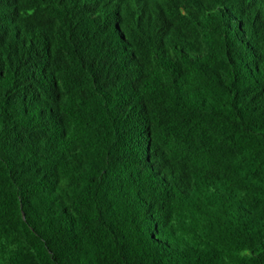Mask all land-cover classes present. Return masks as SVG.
Segmentation results:
<instances>
[{
	"label": "trees",
	"instance_id": "obj_1",
	"mask_svg": "<svg viewBox=\"0 0 264 264\" xmlns=\"http://www.w3.org/2000/svg\"><path fill=\"white\" fill-rule=\"evenodd\" d=\"M0 264H264V0H0Z\"/></svg>",
	"mask_w": 264,
	"mask_h": 264
}]
</instances>
